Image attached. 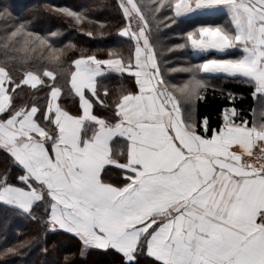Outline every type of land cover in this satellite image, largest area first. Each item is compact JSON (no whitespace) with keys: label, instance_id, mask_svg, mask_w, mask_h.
<instances>
[{"label":"snow or ice","instance_id":"1","mask_svg":"<svg viewBox=\"0 0 264 264\" xmlns=\"http://www.w3.org/2000/svg\"><path fill=\"white\" fill-rule=\"evenodd\" d=\"M107 7L44 11L92 37L85 26L108 25L89 13ZM115 7L127 55L57 46L60 30L42 35L0 10V255L31 247L16 242L15 218L110 264H264V0ZM162 28L180 42L160 47ZM183 51L200 62L171 67ZM210 92L224 102L215 127L196 114Z\"/></svg>","mask_w":264,"mask_h":264},{"label":"trees","instance_id":"2","mask_svg":"<svg viewBox=\"0 0 264 264\" xmlns=\"http://www.w3.org/2000/svg\"><path fill=\"white\" fill-rule=\"evenodd\" d=\"M95 0H0V10L5 7L11 12L14 22L26 19H33L34 30L40 34H48L51 31L60 30L63 35L57 38V46H64L69 43L75 44L78 49L86 50L87 52H97L98 55L110 48L123 47L125 55L128 54V45L118 36L120 13L115 7L116 0H107L110 7L95 10L89 15L94 19L107 23V27L100 29L97 26H85V31H92L94 35L88 37L71 21L63 22L65 18H55L49 16L44 11L45 5L67 6L73 10H81L84 7L92 5ZM173 34L170 29H161L159 37V46L166 48L171 44L180 42L178 39H169ZM173 63L171 67H186L187 62L198 63L199 60H193L191 54L187 51L169 54ZM2 58V57H0ZM23 71V69H20ZM19 78V73H14ZM173 82L186 79L187 73L173 74ZM63 83V81H61ZM218 83V82H214ZM118 83H113L112 88H119ZM127 87L134 88L131 79L127 80ZM227 89L238 92L244 97L242 107L251 108L255 104L250 96V87L238 83H225L223 85ZM27 95V93H22ZM211 92L207 103L201 102L196 109L197 119H202L204 115H208L210 121L213 122V127L216 126L218 119V111L223 101L211 99ZM218 95V94H217ZM43 103V101H40ZM68 107L74 110V105L69 101ZM0 160V165H2ZM16 229L19 235L16 237V242L25 240L30 241L31 247L20 249L22 255L19 256H4L0 255V264H110L111 257L105 256L102 253L91 252L85 258L80 256L82 247L80 241L74 236L67 233H58L55 235L48 234L46 239H40L38 236L39 230L32 224L31 221L22 219H13L10 224V231ZM43 248L47 249L45 253ZM3 250V245H0V252Z\"/></svg>","mask_w":264,"mask_h":264},{"label":"crops","instance_id":"3","mask_svg":"<svg viewBox=\"0 0 264 264\" xmlns=\"http://www.w3.org/2000/svg\"><path fill=\"white\" fill-rule=\"evenodd\" d=\"M254 107H257L256 105ZM251 118V117H250Z\"/></svg>","mask_w":264,"mask_h":264}]
</instances>
